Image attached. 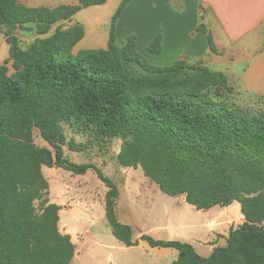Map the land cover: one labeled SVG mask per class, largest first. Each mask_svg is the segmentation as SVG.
I'll use <instances>...</instances> for the list:
<instances>
[{
  "label": "trees",
  "instance_id": "trees-1",
  "mask_svg": "<svg viewBox=\"0 0 264 264\" xmlns=\"http://www.w3.org/2000/svg\"><path fill=\"white\" fill-rule=\"evenodd\" d=\"M105 1L79 0L49 8L0 0V32L8 45V57L0 64V264H70L73 259L68 236L60 238L64 247L34 248L30 243L31 237L37 239L39 224L26 220L31 204L19 197L18 189L36 176L38 164L74 174L94 169L108 187L105 216L113 234L127 246L137 243L131 240V228L116 217L114 182L92 164L65 158L62 142L47 131L49 103L58 104L60 121L80 120L108 142L128 132L148 135L143 154L135 151L132 161L138 162L140 155L145 175L163 192L185 194L198 209L240 203L246 221L230 229L226 245L208 257L188 243L142 236L150 246L177 249L171 264H264V109L247 114L195 90L197 84L210 82L233 91L224 73L189 65L184 58L165 66L149 64L136 51L134 37L119 47L115 21L129 0H122L112 16L106 48L73 54V46L84 36L80 24L57 27L44 45L19 47L16 31L27 30L28 24L35 33L47 34L52 24ZM160 38L158 34L150 51H159ZM208 39L213 49L210 35ZM130 64L141 72H129ZM23 117L39 128L53 151L28 142L29 130L19 124ZM153 142L162 145V160L151 148Z\"/></svg>",
  "mask_w": 264,
  "mask_h": 264
},
{
  "label": "crops",
  "instance_id": "crops-1",
  "mask_svg": "<svg viewBox=\"0 0 264 264\" xmlns=\"http://www.w3.org/2000/svg\"><path fill=\"white\" fill-rule=\"evenodd\" d=\"M121 1L98 4L111 3L110 16L104 22L95 20L86 26L79 21L77 14L87 7L64 20L68 27L80 24L84 29V36L72 48L73 54L107 47L112 16ZM78 3L79 0L65 4L40 0L39 4L25 5L54 8ZM114 33L117 45L134 37L137 52L141 42L150 51V44L160 34L159 51L150 52L162 55L168 48L173 58L156 66L170 65L180 58L200 60L210 70L224 73L233 90L264 96V0H129L115 21ZM0 35L1 43H6L2 32ZM196 39L201 40L199 46L193 45ZM6 47L8 50L7 43ZM139 169L142 168L130 167L122 172L115 206L117 219L131 228V240L137 243L125 245L109 224L110 234L107 227L103 229L93 222L89 229L73 224L68 233L80 229L83 232L79 239L82 248L75 251L71 264H99L105 256L109 264H171L177 258V249L150 246L142 239L144 235L154 240L188 243L200 256L208 257L216 247L226 245L230 229L246 221L238 201L198 209L186 201L185 194L163 192ZM86 213L92 221L89 212ZM261 224L264 225V220ZM115 248L122 253L114 257Z\"/></svg>",
  "mask_w": 264,
  "mask_h": 264
},
{
  "label": "rangeland",
  "instance_id": "rangeland-1",
  "mask_svg": "<svg viewBox=\"0 0 264 264\" xmlns=\"http://www.w3.org/2000/svg\"><path fill=\"white\" fill-rule=\"evenodd\" d=\"M51 1L53 3L65 4L74 0ZM19 2L24 5L25 3L39 4L40 0H19ZM111 9V3L103 6H90L82 9L76 18L79 21H84L86 26L95 20L104 22L105 19L109 18ZM26 27L28 28L27 30L16 31L19 39L18 45L22 49H26L32 44L44 45L46 38L57 27L66 28L68 26L64 20L58 21L51 25L49 33L43 35L35 33L34 29H31L33 25L28 24ZM1 40L0 35V43ZM200 43L201 40L196 39L193 45L199 46ZM118 46L121 47L123 45L120 44ZM138 53L146 62L152 65L171 62L173 58L171 49L167 48L162 55H158L145 50L143 42L139 44ZM7 56L8 50L6 43L3 41L0 46V61L3 63ZM185 61L192 66H203L200 60L185 59ZM7 65L9 67V73H12L11 61ZM128 70L132 74L141 72L140 67L135 64H130ZM195 90L197 92H208L213 98L218 99L229 107L238 108L247 114H256L264 109V96L244 95L236 90L226 92L225 88H220L219 83L211 84L209 82L207 84L202 82L197 84ZM57 109V103L47 104L45 113L48 114L49 121H47L46 127L48 128L47 131L55 139L62 142L65 158L75 163H88L96 166L106 177L114 182L117 189L118 185L122 184V172L124 170L130 167H141L143 161L140 159L143 158L139 155V161L135 163L132 161V156L139 149H141L143 154L144 146L149 141L148 135L138 136V134L128 132L125 136L114 138L111 142H108L97 137L93 133V130L87 128L80 120L71 118L69 121H60L56 115ZM19 124H22L29 130L28 142L53 151V148L44 139L39 128L29 119L23 117ZM151 148L159 154L160 160H162L164 157L162 145L153 142ZM34 170L36 176L26 182H22L18 189L19 197L24 200H29L31 204V210L26 215V220L39 224L35 232L37 239L30 238V243L34 248L45 245L64 247L60 238H66L68 236L70 242L74 245L75 255V251H80L82 248L79 242L83 232L82 229L85 227L89 229L92 222L103 229L107 227L108 233L110 232L105 217L104 205L105 193L108 187L99 179L94 169H88L84 174H74L61 167L38 164ZM139 170L142 172V169ZM258 193H254L253 195ZM86 212H89L92 221L87 217L88 213ZM46 219L48 220L47 224L42 226L40 222L44 223ZM73 224L78 225L82 229L77 230V233L70 231L72 235L67 230ZM110 236L112 237L113 235ZM112 252L114 257L117 253H122V251L116 248L112 249ZM99 264H109L106 261V256L103 258V262L99 261Z\"/></svg>",
  "mask_w": 264,
  "mask_h": 264
}]
</instances>
